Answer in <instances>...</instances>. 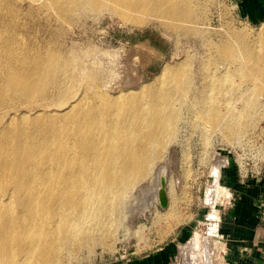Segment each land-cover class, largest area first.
<instances>
[{"label":"rangeland","instance_id":"1","mask_svg":"<svg viewBox=\"0 0 264 264\" xmlns=\"http://www.w3.org/2000/svg\"><path fill=\"white\" fill-rule=\"evenodd\" d=\"M184 1L189 14L196 18L198 29L193 33H177L171 24L156 19L133 24L121 19L115 10L117 5L110 1L63 13L41 0H0V45H5L0 62L5 69L20 66L19 59L45 58L53 53L62 55L70 63L69 76L62 75L56 87L58 92L47 95L40 104L55 103L50 107H59L57 104L85 92L92 101L102 104L101 98L96 97L100 93L105 99L121 98V102L107 107L117 119L124 120L131 114L125 107L127 98L143 94L144 86L166 64H181L177 66L181 70L179 76L163 86L166 90L172 89L173 116L178 120L174 140L156 160L152 173L131 192L132 197L126 201L133 203L131 207L125 204L112 216L114 222L122 211L119 220L125 223L116 228L112 245L85 248L70 264H149L157 248L167 246L189 224L191 230L187 235L172 243L174 259L169 261L188 264L181 246L196 231L205 228L201 222L205 221L209 206L204 197L210 195L216 175L221 177L225 169L221 172L217 165L213 167L217 144L213 135L217 134L221 146L229 149L253 131L264 133V20L248 19L238 0ZM11 55L20 58L13 60ZM21 67L31 72L28 63L23 62ZM214 77L218 80L214 81ZM204 80H212L214 88L220 83L237 82L235 85L242 91L236 92L234 99L235 107L242 113L237 120L227 123L220 113L212 118L200 115L201 119L192 114L187 104L193 92L202 89ZM132 89L137 91L130 97L132 94L126 92ZM120 92L125 93L120 96ZM212 98H216L214 92ZM143 100L148 102L149 98ZM204 125L211 128L206 129ZM162 166L166 167V205L161 203L156 190L158 169ZM209 174H215L213 180ZM134 207L141 212L139 209L136 212ZM183 249L190 252L188 246ZM162 252L158 264H166L167 252ZM194 260L195 264L199 263Z\"/></svg>","mask_w":264,"mask_h":264},{"label":"bare ground","instance_id":"2","mask_svg":"<svg viewBox=\"0 0 264 264\" xmlns=\"http://www.w3.org/2000/svg\"><path fill=\"white\" fill-rule=\"evenodd\" d=\"M41 1L63 13L110 1L117 5L115 10L121 19L136 25L156 19L171 24L177 33L198 29L184 0ZM4 46L0 45L1 53ZM13 58L20 56L11 55ZM18 61L20 66L8 69L0 62V264H70L85 248L112 245L116 228L125 224L119 220L122 211L114 222L112 216L130 204L126 201L133 189L152 173L156 160L174 140L178 120L173 116L172 89L163 86L179 76L181 70L177 66L181 64H166L144 86L143 94L127 98L125 107L131 114L119 120L107 106L121 102V98L105 99L100 93L96 97L101 98L102 104L92 101L86 92L57 104L59 107H50L55 103H39L58 92L56 87L62 75L69 76L70 63L62 55L29 56ZM23 62L28 63L31 72L22 69ZM235 83H220L214 88L212 80H204L202 89L193 92L187 106L196 118H212L220 113L227 123L233 122L242 114L234 103L237 93L242 92ZM136 91L126 93L133 97ZM146 97L148 102L143 100ZM208 126L211 125L203 127ZM158 171L159 181L154 184L159 200L166 205V167ZM215 180L209 195L211 202L219 201L224 188L218 174ZM135 209L137 212L139 208ZM216 216L212 212L210 219ZM201 225L205 227L206 221ZM199 235L198 232L183 246H188L196 259L203 254ZM213 241L216 240H210L206 247L208 253L217 252Z\"/></svg>","mask_w":264,"mask_h":264},{"label":"crops","instance_id":"3","mask_svg":"<svg viewBox=\"0 0 264 264\" xmlns=\"http://www.w3.org/2000/svg\"><path fill=\"white\" fill-rule=\"evenodd\" d=\"M238 3L240 4L241 11L248 19L257 21L264 20V0H238ZM221 177L224 185L230 187V193L227 195V191L222 188L223 190L219 200L224 199V202L225 199H230L225 206L220 207L218 210L214 207L215 204H213L216 202H211L210 197L207 196L209 204L213 205V210L207 213V218H210L212 212H216V219L221 216L219 231L222 239L220 241H213V243L216 244V248H218L217 252L215 250L214 253H208L206 247L210 240L212 242L213 239H208V237L205 238L200 229L196 231V233L181 246V249L187 257L186 259H188V264H195V258L192 253L186 252L183 246L187 245L198 232L200 234V244L203 246V254L198 258L199 260L197 259V262H199L198 264H262L264 222L261 219L259 204L261 201H264V172L262 178L251 179L247 184H242L238 180L235 166L232 165L228 168L225 167ZM190 230L191 226H189V224L185 225L182 230L176 233L171 243L169 242L165 247L157 248L156 254L151 256L149 264H155V261H157L156 264H158L159 256H163L164 254V252H162L163 250L167 252L165 263L170 264L169 261L174 259L172 257L174 253H171V251L174 250L172 243H175L178 239L184 238L187 235L186 233ZM207 240L209 241L207 242ZM216 254L218 256H216ZM155 256L156 259H153ZM171 264L175 263L173 262Z\"/></svg>","mask_w":264,"mask_h":264},{"label":"built area","instance_id":"4","mask_svg":"<svg viewBox=\"0 0 264 264\" xmlns=\"http://www.w3.org/2000/svg\"><path fill=\"white\" fill-rule=\"evenodd\" d=\"M213 136L215 137L214 142H217L212 158V161L215 162L213 167L217 165L222 172L224 167L234 165L237 171L238 180L242 184H247L251 179L262 178L264 172V133H261V131H256L255 133V131H253L252 133L247 134L245 139L241 140L240 143L231 145L229 149L221 146L222 141L218 140L219 138L217 134ZM222 177H220V181L229 195L230 187L224 185ZM209 178H212L213 180L214 175L209 174ZM204 199L209 206L208 212H210L213 209V205L208 203L207 197H204ZM229 199H225L224 202L223 200L217 201L214 207L219 210L220 207L225 206ZM259 207L261 210V219L264 222V201L260 202ZM205 221L206 226L204 229L206 230L203 232L204 237L220 241L222 239L219 231L221 216L218 219H210L207 218L206 214ZM214 226L216 227L215 230L213 229ZM212 229L213 232H211ZM262 264H264V246L262 248Z\"/></svg>","mask_w":264,"mask_h":264},{"label":"water","instance_id":"5","mask_svg":"<svg viewBox=\"0 0 264 264\" xmlns=\"http://www.w3.org/2000/svg\"><path fill=\"white\" fill-rule=\"evenodd\" d=\"M165 191H166V190H165ZM163 193H165V194H166V192H163ZM163 193H162V194H163ZM161 202H162V204H164L162 200H161Z\"/></svg>","mask_w":264,"mask_h":264}]
</instances>
